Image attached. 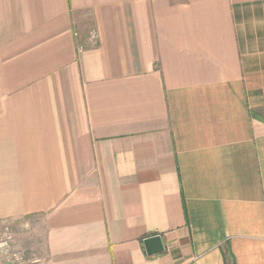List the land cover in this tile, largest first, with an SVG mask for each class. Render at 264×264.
<instances>
[{
  "label": "crops",
  "instance_id": "crops-1",
  "mask_svg": "<svg viewBox=\"0 0 264 264\" xmlns=\"http://www.w3.org/2000/svg\"><path fill=\"white\" fill-rule=\"evenodd\" d=\"M6 232L37 264H264V0H0Z\"/></svg>",
  "mask_w": 264,
  "mask_h": 264
},
{
  "label": "built area",
  "instance_id": "built-area-1",
  "mask_svg": "<svg viewBox=\"0 0 264 264\" xmlns=\"http://www.w3.org/2000/svg\"><path fill=\"white\" fill-rule=\"evenodd\" d=\"M98 39L96 32H91L90 41L95 44ZM38 261L24 257L20 246L15 243L14 236L6 232L0 236V264H37Z\"/></svg>",
  "mask_w": 264,
  "mask_h": 264
},
{
  "label": "water",
  "instance_id": "water-1",
  "mask_svg": "<svg viewBox=\"0 0 264 264\" xmlns=\"http://www.w3.org/2000/svg\"><path fill=\"white\" fill-rule=\"evenodd\" d=\"M144 243L149 255L159 254L164 251L163 241L159 236L149 238Z\"/></svg>",
  "mask_w": 264,
  "mask_h": 264
},
{
  "label": "rangeland",
  "instance_id": "rangeland-1",
  "mask_svg": "<svg viewBox=\"0 0 264 264\" xmlns=\"http://www.w3.org/2000/svg\"><path fill=\"white\" fill-rule=\"evenodd\" d=\"M92 25L91 24H86V26H85V28L88 30L87 31V33L89 34V36H90V27H91ZM79 32L77 31V34H78ZM80 34V36H81V33H79ZM83 40V39H82ZM86 42V43H85ZM80 45H82L81 47L82 48H84V49H86V48H89V47H92V42L91 41H89V40H83L82 41V44H80ZM33 225V224H32ZM32 225L31 226H29L28 228L29 229H27L26 231H33V232H35V231H38V226H34V227H32ZM25 231V232H26Z\"/></svg>",
  "mask_w": 264,
  "mask_h": 264
},
{
  "label": "trees",
  "instance_id": "trees-1",
  "mask_svg": "<svg viewBox=\"0 0 264 264\" xmlns=\"http://www.w3.org/2000/svg\"><path fill=\"white\" fill-rule=\"evenodd\" d=\"M224 259L226 264H234V259L229 251L224 252Z\"/></svg>",
  "mask_w": 264,
  "mask_h": 264
}]
</instances>
